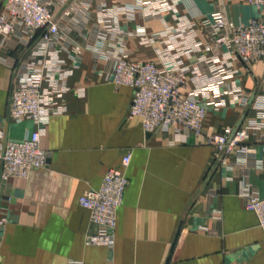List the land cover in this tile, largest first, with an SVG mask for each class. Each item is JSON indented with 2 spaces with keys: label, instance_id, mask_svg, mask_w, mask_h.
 Returning a JSON list of instances; mask_svg holds the SVG:
<instances>
[{
  "label": "crops",
  "instance_id": "crops-1",
  "mask_svg": "<svg viewBox=\"0 0 264 264\" xmlns=\"http://www.w3.org/2000/svg\"><path fill=\"white\" fill-rule=\"evenodd\" d=\"M51 1L65 41L40 53L39 33L26 32L0 46V130L8 138H25L37 128L31 119L10 115L12 86L28 65L47 71L60 59L55 78L67 87L57 98L64 111L50 116L42 139L47 166L5 179L0 157V218L7 219L0 228V264H168L170 255L169 264H264V232L246 207L248 193L264 196V58L246 65L226 59V45L206 51L204 24L217 8L235 24L248 23L261 8L247 0H166L173 8L162 14L134 7L116 15L131 60L163 67V45L151 37L193 23L198 37L181 56L185 65L203 55L228 63L220 85L187 73L184 91L209 103L203 133L195 135L174 127L145 131L141 117L129 116L133 88L115 84L109 61L97 52L102 7L130 8L136 0ZM75 1L89 3V11L63 15ZM241 125L249 127L254 153H222L210 143L211 134ZM128 152L132 160L123 167ZM111 168L129 177L113 248L87 244L96 226L79 201L84 191L101 186Z\"/></svg>",
  "mask_w": 264,
  "mask_h": 264
},
{
  "label": "built area",
  "instance_id": "built-area-1",
  "mask_svg": "<svg viewBox=\"0 0 264 264\" xmlns=\"http://www.w3.org/2000/svg\"><path fill=\"white\" fill-rule=\"evenodd\" d=\"M247 1L262 10L259 16L253 17L248 23L235 24L223 8L215 9L204 20L210 36V42L205 46L206 51L226 45V59L233 57L249 64L264 58V0ZM66 3L67 0H59V4ZM80 3H72L63 15L70 16L76 12L85 15L90 4ZM134 7L151 11L155 15L173 8L166 0H136L135 5L130 8L113 9L103 6L101 9L104 13L100 15L97 37L101 49L97 52L109 61L108 74L111 80L117 85L133 88L129 116L141 117L143 128L147 132L174 127L179 134H202L209 103L196 94L184 91L188 80L187 73L189 70L193 71L205 83L213 84L215 81L220 85L224 74L229 70L228 63H218L212 57L203 55L192 67L185 65L181 56L190 48H195L198 37L193 23L167 28L151 37L150 41L159 40L163 45V49H159L165 61L163 67L154 61L131 60L130 50L124 42L116 15L122 11H133ZM26 32L39 33L43 43L40 53L48 52V47L68 38L51 0H3L0 10V46L7 44L11 36ZM60 46L63 48L61 44ZM75 49L79 51L80 46L75 45ZM59 50L56 49L55 52ZM200 62H205L207 68L203 69ZM62 66L60 59L52 67H46L47 71L45 67L31 63L14 82L10 115L15 121L31 119L37 124V128L22 139L8 138L0 130L3 178H26L34 170L47 166L49 151L43 147L42 139L50 116L64 111L57 98L66 92L67 87L55 78ZM206 75H209L208 79ZM248 137L249 127L241 125L236 129L227 127L222 132L213 133L209 141L222 153L238 150L246 155L255 152ZM131 160L132 154L126 153L122 159L123 167L129 166ZM128 185L129 177L124 170L111 168L106 172L99 188L87 189L80 196L81 205L90 210L92 222L96 226V232L87 236V244L113 248L118 210L124 201ZM246 207L256 212L264 232V196L248 193ZM6 221V217L0 218L1 229H4Z\"/></svg>",
  "mask_w": 264,
  "mask_h": 264
},
{
  "label": "water",
  "instance_id": "water-1",
  "mask_svg": "<svg viewBox=\"0 0 264 264\" xmlns=\"http://www.w3.org/2000/svg\"><path fill=\"white\" fill-rule=\"evenodd\" d=\"M244 63H245V62H244ZM245 64L247 65V63H245ZM179 233H180V230L178 231L177 236H176V239H175V241H174V243H173L172 251H173L174 248H175V245H176V242H177V238H178V236H179ZM170 260H171V255H170V257H169V259H168V261H167L168 264H169Z\"/></svg>",
  "mask_w": 264,
  "mask_h": 264
}]
</instances>
